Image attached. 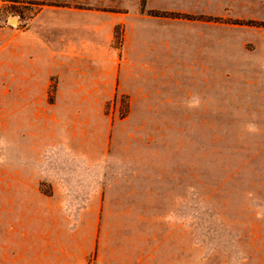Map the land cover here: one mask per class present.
I'll return each mask as SVG.
<instances>
[{"label":"rangeland","instance_id":"374dc122","mask_svg":"<svg viewBox=\"0 0 264 264\" xmlns=\"http://www.w3.org/2000/svg\"><path fill=\"white\" fill-rule=\"evenodd\" d=\"M148 5L173 63L212 14L213 69L151 71L129 103L135 0H0V264H264V0ZM30 60L42 80L21 87ZM96 68L120 78L94 85Z\"/></svg>","mask_w":264,"mask_h":264},{"label":"crops","instance_id":"0c3cea01","mask_svg":"<svg viewBox=\"0 0 264 264\" xmlns=\"http://www.w3.org/2000/svg\"><path fill=\"white\" fill-rule=\"evenodd\" d=\"M140 0H135V7L133 11L129 14L128 11L124 14V20H120L121 25L123 26V47L121 53L122 63L126 65L128 68L129 78L132 82L130 85V90L126 92L128 94L129 103L143 102L146 100V96L144 94L145 90V80L148 81V74L151 71L157 70H168L173 69V64H182V65H190V69H201V70H212L213 61H214V53H213V33L212 30L208 33L207 29L212 28L213 17L212 14H209L207 11H203L199 16L195 17L194 21H192V25L195 26L197 30H189L182 32L180 38L185 40L187 38H196V42L194 47L197 48V52L195 53L194 58L191 56H185V53H181L183 58L177 59V62L173 63L174 59L172 58V49L168 44L165 45L166 52L170 51L169 57L165 54V56H161L155 48L154 43L151 42L152 33L150 31V24L155 23V19L148 17L145 15L144 11L148 9H157V7H150L148 5V0H145L144 6L147 10H141L139 6ZM74 13L78 15V17L85 18V10L75 9ZM79 20V19H78ZM83 20V19H82ZM152 21V22H151ZM111 25H114V21L111 22ZM206 29L203 32V29ZM200 29V30H198ZM181 49L185 50L188 46V43L182 42ZM189 47L193 48L192 44H189ZM169 50V51H168ZM168 54V53H167ZM70 55H73L71 52L63 53L62 60L64 62H69ZM51 58H43L45 65ZM15 81L17 85L21 87H27L31 85L33 82L37 80H42V77H39L40 71L33 68L32 61H29L28 67L22 68V66H18L17 61H15ZM48 70H44L43 74L47 73ZM63 73H70V78H78L80 79V75L83 73L82 70H66ZM109 74V79L111 82L114 79L120 78L118 74V69H111L110 72L106 70H102L101 68H96L92 75L94 79V85H101V78ZM62 77V74L59 75ZM44 79V78H43ZM116 82L117 87L121 89V82ZM139 81V82H138ZM114 84V83H112ZM102 95L100 92L95 95H76L69 97V101L76 103H90V102H103ZM44 263L48 264L49 260L47 256H43Z\"/></svg>","mask_w":264,"mask_h":264},{"label":"trees","instance_id":"16d2710c","mask_svg":"<svg viewBox=\"0 0 264 264\" xmlns=\"http://www.w3.org/2000/svg\"><path fill=\"white\" fill-rule=\"evenodd\" d=\"M141 3L143 4V0H141ZM148 15H151V16H158L159 14H157V13H153V12H148Z\"/></svg>","mask_w":264,"mask_h":264},{"label":"water","instance_id":"95a60500","mask_svg":"<svg viewBox=\"0 0 264 264\" xmlns=\"http://www.w3.org/2000/svg\"><path fill=\"white\" fill-rule=\"evenodd\" d=\"M16 20L15 19H10L9 24H15Z\"/></svg>","mask_w":264,"mask_h":264}]
</instances>
